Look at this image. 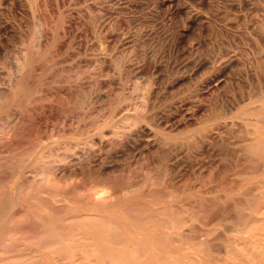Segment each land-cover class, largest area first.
I'll return each instance as SVG.
<instances>
[{"label":"rangeland","instance_id":"1","mask_svg":"<svg viewBox=\"0 0 264 264\" xmlns=\"http://www.w3.org/2000/svg\"><path fill=\"white\" fill-rule=\"evenodd\" d=\"M0 138V184L93 147L144 204L174 188L176 264H264V0H0Z\"/></svg>","mask_w":264,"mask_h":264},{"label":"bare ground","instance_id":"2","mask_svg":"<svg viewBox=\"0 0 264 264\" xmlns=\"http://www.w3.org/2000/svg\"><path fill=\"white\" fill-rule=\"evenodd\" d=\"M102 126L90 137H96L103 147L106 130L117 124L105 121ZM121 128L117 132L120 138L112 142L116 145L127 143L135 131L130 126ZM4 146L17 150L19 144L12 137L5 139ZM92 148L77 147L72 153H63L52 160L57 163V172L49 177L38 171L35 175L40 176V181L36 186L23 181L9 185L11 177L0 184V264H176L179 261L174 188L169 186L162 195L166 206L157 205V198L144 204L138 197L151 196L150 188L144 190L146 184L137 180L117 183L110 176L114 165ZM25 167L18 176L29 175ZM89 167L95 168V173L91 174ZM80 180L91 183L87 186Z\"/></svg>","mask_w":264,"mask_h":264}]
</instances>
